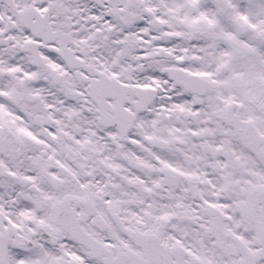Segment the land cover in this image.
<instances>
[{
  "label": "snow or ice",
  "instance_id": "1",
  "mask_svg": "<svg viewBox=\"0 0 264 264\" xmlns=\"http://www.w3.org/2000/svg\"><path fill=\"white\" fill-rule=\"evenodd\" d=\"M0 264H264V0H0Z\"/></svg>",
  "mask_w": 264,
  "mask_h": 264
}]
</instances>
